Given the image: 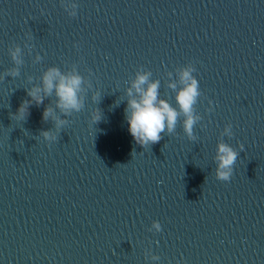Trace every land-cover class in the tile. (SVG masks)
I'll return each instance as SVG.
<instances>
[{
	"label": "water",
	"instance_id": "95a60500",
	"mask_svg": "<svg viewBox=\"0 0 264 264\" xmlns=\"http://www.w3.org/2000/svg\"><path fill=\"white\" fill-rule=\"evenodd\" d=\"M72 2L74 17L62 0H0V74L19 69L0 80V264H264V0ZM188 64L196 139L181 115L173 134L138 144L130 81L151 71L178 107L168 85ZM73 66L92 85L80 112L60 113L52 94L13 118L47 68ZM48 107L68 120L51 143ZM220 142L239 153L229 181L216 177Z\"/></svg>",
	"mask_w": 264,
	"mask_h": 264
},
{
	"label": "clouds",
	"instance_id": "9594fccd",
	"mask_svg": "<svg viewBox=\"0 0 264 264\" xmlns=\"http://www.w3.org/2000/svg\"><path fill=\"white\" fill-rule=\"evenodd\" d=\"M62 2L70 16L77 15V3L72 0H62ZM11 56L17 65L23 63L22 49L19 46L11 50ZM35 59L40 61L42 57L37 55ZM195 71L196 68L192 64H188L177 70L178 79H170L168 86L175 92V101L178 107H174L167 100L160 98V81L152 79L151 71L141 69L135 73V77L130 81V86L126 89L125 120L128 132L138 144L148 147L159 142L162 139V133L173 134L181 115L184 117V133L189 139H196L194 125L202 117L197 114L195 109L198 98L201 96L199 81L194 75ZM5 75L18 76L19 69L0 74V80H3ZM169 75L172 76L171 73ZM40 80V85L28 90L31 100L24 101L13 118L24 120L28 114L29 105L33 101L42 104L45 96L52 94H55L57 98L56 108L60 110V113L71 116L73 113L80 112L85 106L83 95L86 90L85 84L88 88L92 87L75 66L67 73L62 72L58 67H49L43 72ZM100 96L101 92L96 91L92 99L95 101ZM49 118L56 122L55 131H42L41 136L51 143L57 140V133L68 123V120L58 116L51 107L46 108L43 113L44 120ZM101 118L102 113L99 109L92 112L91 119L94 124ZM232 135V125L228 124L224 128L222 136L231 137ZM238 155L237 150L230 144L225 142L217 144L215 155L217 179L230 180ZM149 230L160 232L162 226L159 221H153ZM151 260L159 261L160 257L152 255Z\"/></svg>",
	"mask_w": 264,
	"mask_h": 264
}]
</instances>
